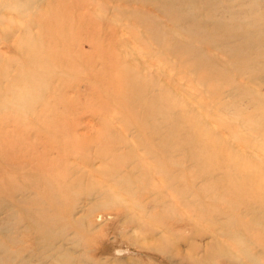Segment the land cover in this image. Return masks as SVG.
Wrapping results in <instances>:
<instances>
[{"label":"rangeland","instance_id":"obj_1","mask_svg":"<svg viewBox=\"0 0 264 264\" xmlns=\"http://www.w3.org/2000/svg\"><path fill=\"white\" fill-rule=\"evenodd\" d=\"M263 182L264 0H0V264H264Z\"/></svg>","mask_w":264,"mask_h":264},{"label":"bare ground","instance_id":"obj_2","mask_svg":"<svg viewBox=\"0 0 264 264\" xmlns=\"http://www.w3.org/2000/svg\"><path fill=\"white\" fill-rule=\"evenodd\" d=\"M152 103V102H151ZM264 183V182H263ZM246 188V187H245ZM257 199H259V197H256V200ZM263 199V198H262ZM242 203H244V202H242ZM255 205H251V206H249V207H252V209H253V207H254ZM250 210V208L249 209H247V211H249ZM244 215H245V213H244ZM237 221H240V222H242V220L240 219V217H238L237 218ZM251 222V221H250ZM257 231V230H256ZM241 234H242V232L241 231H239L238 230V232H236V233H232V232H230V231H225L224 232V236H226V237H228L229 239H231V238H239V236H241ZM262 234V233H261ZM240 252L242 253V251L243 252H245V250L240 246ZM224 251H229V250H224ZM228 253H230L231 255H233V256H235L234 254H233V252H228ZM246 254L248 255V250L246 249ZM248 256H250V257H254V254H252L251 253V255H248ZM237 259H240V258H237Z\"/></svg>","mask_w":264,"mask_h":264}]
</instances>
